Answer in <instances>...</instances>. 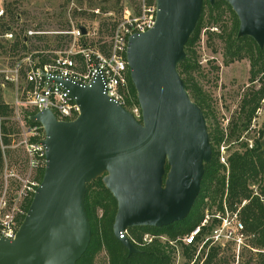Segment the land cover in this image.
Returning a JSON list of instances; mask_svg holds the SVG:
<instances>
[{
	"label": "water",
	"instance_id": "95a60500",
	"mask_svg": "<svg viewBox=\"0 0 264 264\" xmlns=\"http://www.w3.org/2000/svg\"><path fill=\"white\" fill-rule=\"evenodd\" d=\"M225 1L238 18L237 36L262 48L264 0ZM155 3L153 26L131 34L126 48L140 121L106 94L100 74L86 84L48 76L68 90L79 113L58 120L45 108L30 116L45 132V166L14 237L0 235V264H76L91 239L86 187L101 175L116 201L113 235L128 255L139 251L126 235L129 227L166 226L189 214L212 149L207 119L178 65L203 0ZM80 29L87 32L84 25Z\"/></svg>",
	"mask_w": 264,
	"mask_h": 264
},
{
	"label": "trees",
	"instance_id": "16d2710c",
	"mask_svg": "<svg viewBox=\"0 0 264 264\" xmlns=\"http://www.w3.org/2000/svg\"><path fill=\"white\" fill-rule=\"evenodd\" d=\"M63 1L64 3L58 6L60 11L56 14L55 17L57 18L55 21L53 20L54 22L48 20L51 19L53 15L45 16V21H38L39 18L34 16L36 15L35 6H32L33 12L31 10L20 9L24 1L15 0L12 2H4L2 8L3 14L0 16V35L11 32L12 37L11 39H0V55H18L19 57H25L29 54L33 59L36 57L38 58L36 62L39 65L50 61L51 58L47 54H50L52 50L58 48L62 49L63 45L68 41V34L53 33L54 35L49 36L46 35V33H37L27 35L26 32L30 27L34 28L31 30L35 31L52 30V28H50L52 24L57 28L55 29L57 32L70 30L71 23L67 16V5L71 0ZM89 1V5L92 9V16L96 15L95 10L108 14L114 9L112 5L106 2L100 4L96 0ZM119 1L120 0H116V3ZM204 1L205 0H203V3ZM83 2L84 0H74V15H76L78 9L82 8ZM230 7L229 5L228 9L237 23L238 18ZM20 10L24 14L25 19L21 27L16 29L12 23L17 24L20 22L23 16V14L19 12ZM222 12H226V10ZM201 23L202 17L200 16L194 32L185 44L186 58L179 63L178 71L186 84L191 98L202 108L208 120L210 117H214V115L210 109H205L206 106L209 107V104L205 102V97L201 95L199 87L190 75L191 72L198 68L195 50L192 46ZM114 26L115 23H112L110 33H112ZM7 28L9 29L7 30ZM236 34L237 33L228 34L230 41L237 43L236 45L228 46V54L230 58L235 56L237 59L248 58L251 65V76L255 77V75L264 68V46L260 48L251 37H238ZM214 35L220 39L224 37L222 34H215V32L212 31L209 32V38H212ZM128 79L133 100L138 104L136 91L130 80V76ZM252 100L253 99L249 98L248 103H252ZM11 111L12 109L8 105H4L0 100V114L9 115ZM32 113H34L33 109L25 110L26 116ZM251 115L250 111L247 112L245 110L243 114L241 113L234 117L230 121L227 132H224L218 124L209 128L212 158L211 161L205 165L199 194L189 214L183 220L175 221L161 227L136 226L128 228V231L134 233L141 230L151 232L157 236L164 235L167 238L166 241H160L154 238L147 247L139 248L138 252L128 255L127 249L115 238L111 231L116 212V201L114 197L103 185L101 180L97 179L88 183L84 196V206L91 226V239L86 251L78 259L76 264H92L94 254L101 249L102 245L105 246L108 254L109 264H175L176 246L170 245L169 241L181 238L182 235L188 233L193 227L200 223L204 214L205 200L209 202V207L215 203L221 205L224 195H226V200L231 206L235 204L240 205L244 199L248 200V202L241 207L239 212L240 218L244 223V232L247 233V235H254L253 238H251V247L264 248V197L261 198L260 196L264 195V153H259L258 151L260 148L259 139L254 142L252 148H248V143L246 141L239 140L242 132L247 128L250 122ZM26 120L29 123H33L28 117H26ZM138 120L140 121L141 119ZM2 130L7 134L13 131L14 128L9 121H6L3 123ZM224 137L228 140L234 139L239 143L240 147H244V150H234L229 155L228 175L226 174V167L220 163L218 158V146ZM3 141L9 143L10 139L5 136ZM2 155L3 152L0 149V165L2 163ZM43 169L44 168L39 169L40 171L38 170V177L40 180L42 178ZM255 183L259 184V195H252L253 191L250 186ZM31 198L28 199L26 210L28 209ZM97 207L103 210L101 217L98 218L96 215ZM93 227H95L96 230H93ZM180 244L182 245V254L184 257V262L182 264H199L202 259L201 264H228V259L225 256H219L223 248L218 245L210 246L207 251L206 247H203L196 255V245H185L181 242ZM231 248L232 246H229L227 250ZM258 255L259 257L254 264H264V253L258 252Z\"/></svg>",
	"mask_w": 264,
	"mask_h": 264
},
{
	"label": "built area",
	"instance_id": "2783aa9c",
	"mask_svg": "<svg viewBox=\"0 0 264 264\" xmlns=\"http://www.w3.org/2000/svg\"><path fill=\"white\" fill-rule=\"evenodd\" d=\"M2 14L3 9L0 8V16ZM155 14V0H139L137 14L125 17L115 24L106 51L85 42L78 44L79 38L88 33H83L80 25H76L70 30L57 32L72 35L73 42L68 49L54 51L50 61L39 65L31 58V55H27L9 66L0 65V92H2L0 100L12 109L9 115L0 114V146L2 149L9 146L22 147L28 167L27 176L20 179L21 183L15 187L11 199L6 198L7 185L2 192L0 198L1 236L14 237L26 213V201L33 196L41 181L38 177V170L45 166V147L42 142L45 138L44 129L38 121L27 122L26 117L31 120V115L45 108L50 109L58 120H72L79 113V106L68 90L61 84L55 83L53 79L49 80L48 76L61 75L86 84L100 74L106 94L128 109L136 119H140L139 104L134 102L130 91L126 48L128 37L131 34L144 32L153 26ZM37 33L43 32L27 31V35ZM5 36L11 38L12 33L6 32ZM21 74L25 82L22 87L19 84ZM8 87L12 94L11 106L8 102L5 103ZM28 109H33L34 113L26 116L25 110ZM6 121L11 122L14 128L7 134L2 130L3 123ZM5 136L9 137V143L3 141ZM15 137H18V140L13 143ZM219 149V161L227 167L224 146L221 145ZM253 189L256 194L257 189L255 187ZM245 202L243 200L240 205L231 206L225 195L221 205L212 204L204 211L200 223L182 235L180 239L183 244L196 245L197 253H199L203 247L213 245L224 247L230 243L235 247L236 258L239 256L240 247L246 246L256 251V248L247 244L246 239L253 235L245 234L244 223L238 215ZM169 243L174 245L173 241Z\"/></svg>",
	"mask_w": 264,
	"mask_h": 264
},
{
	"label": "rangeland",
	"instance_id": "374dc122",
	"mask_svg": "<svg viewBox=\"0 0 264 264\" xmlns=\"http://www.w3.org/2000/svg\"><path fill=\"white\" fill-rule=\"evenodd\" d=\"M12 1L15 0H0V8H3L4 2H12ZM20 1H24L22 4L23 6L20 7V9L22 10L26 9L32 11L33 10L32 6L36 7L35 8L36 15L34 16H37L39 18L38 21H45V16L53 15L51 19H48L49 21L51 20V22L53 20L55 21L57 18L55 16L60 11L58 6L64 3L63 0H20ZM96 1L100 4H104L106 2L112 5V7L114 8L113 11H111L108 14H105L95 10L96 15L92 16L91 14L92 9L91 6L89 5L90 1L84 0L82 8L78 9L77 10L78 12L76 13V15H74L75 4H74V0H71V2L67 5V16L70 19V23H71L70 29H72V27L76 25H84L85 28L87 29L86 33L88 34H85L84 36L80 37L79 40L77 41L78 44H82V42H85L86 44L94 46L100 50L103 49L104 51H106L110 44V36H111L110 29L112 23L116 24L118 21L124 19L125 17H129L131 15L137 14L139 10V0H120L118 3H116V0H106V1L96 0ZM228 6L229 5L227 4V2L222 0H214L213 4H210L208 0L204 1L200 15L202 17V23L200 25L199 31L192 46V48L195 50L196 64L198 65V68L193 72H191L190 75L191 77H193L194 81L199 87V90L201 91V95L205 97L204 98L205 102L209 104V107L206 106V109H210L214 115V117L212 116L207 120L208 131L209 128H212L215 124H218V126L224 132L228 131L229 121L236 116V113L239 110L238 104L240 98L247 91V88L251 86V85L247 86L250 82L249 59L248 58L237 59L236 56L230 58L227 51L228 46L237 44L236 42L230 41V39L228 38V34L237 33L239 26V21L237 20V23L235 22V18L232 16L230 10L228 9ZM225 10L226 12H222ZM19 12H21V10ZM80 12H84V13H80ZM24 19L25 16L23 14L20 22H18L17 24L12 23L13 26L16 29L20 28L21 24L24 22ZM50 28H52V30H46L42 32L44 34L46 33V35L49 36L54 35L53 33H57V31H55V29L57 28H55L54 24H52ZM31 29L34 28L30 27L28 30ZM210 31L215 32V34H222L224 35V37L220 39L219 37L214 35L212 38H209ZM0 39L4 40L11 38L6 37L4 33L3 35H0ZM72 42H73V36L68 34V41L67 43H65V45H63L62 49L58 48L52 50L50 54L47 55H49V57L52 58L54 55V51L68 49ZM23 57L22 56L19 57L18 55L16 56H10L4 54L0 55V65L2 67L9 66L16 60H19ZM37 59H38L37 57L34 58V61L36 62ZM19 84L21 87L25 85L24 76L22 74L21 77H19ZM6 94H7L6 95L7 99L5 100L6 101L5 103L8 102L10 105L12 101L11 99L12 94L10 87H8ZM10 124L12 123L10 122ZM263 124H264V113L256 120L255 122L256 126L254 128L255 131L249 130L248 132H243L239 140L248 141V143H254V141L258 137L257 130L260 129L262 126L264 127ZM17 140L18 137H15L13 143H16ZM10 143H12V141ZM221 145L224 146V156L226 158V161H228L229 155L234 150H244V147H240L237 141H235L234 139L228 140L226 137H224V139L220 142V146ZM0 149L3 152L2 163L0 165V198L2 192L4 191L7 185L6 198L11 199L15 187L21 183L20 179L25 178L27 176L28 167L26 163V156L23 148L19 146L17 147L9 146L4 149H2V147L0 146ZM219 152L220 149L218 148V153ZM228 172L229 171L226 170L227 175ZM9 173H13V174L5 176L6 174ZM97 179L101 180L103 183V175L98 176L94 180ZM258 185L259 184L255 183L256 188L258 187ZM257 191L259 193V190ZM260 196L261 198L264 197V195H260ZM28 201L29 200L26 201V204L28 203ZM204 204H205V209H204L205 211L207 208H209V202L205 200ZM102 213H103L102 208L97 207L96 210L97 218L101 217ZM238 215L240 217V213ZM93 230H96L95 227H93ZM245 234L247 235V233ZM126 235L131 239L135 247H137L138 249L147 247L148 244L151 243L152 240H154V238L159 239L160 241L167 240L166 236L164 235L157 236L155 234H152L151 232L141 231V230H139V232L134 233L128 231L127 229ZM253 236H249L248 239H246V242L250 246H251V238H253ZM150 238L151 240H149ZM179 239L180 238L173 240V243L176 246L175 264H182L184 262V257L182 254V245L180 244V242L181 243L183 242L181 239L179 242ZM229 246L230 247L232 246V248L230 250H227ZM222 248L223 251L219 254V256L220 257L225 256L228 259V264H254V262L257 261L259 257L258 252L264 253L262 252L264 248H256L257 250L253 251L250 248L244 246V247H240L239 256L238 258H236L235 247L233 245L227 243L226 246ZM208 249L209 247H206V251ZM197 254L198 253L196 252V255ZM108 260L109 258L105 246L102 245L101 249H99L94 254L92 264H109ZM201 262L199 264H201Z\"/></svg>",
	"mask_w": 264,
	"mask_h": 264
},
{
	"label": "flooded vegetation",
	"instance_id": "af4514ba",
	"mask_svg": "<svg viewBox=\"0 0 264 264\" xmlns=\"http://www.w3.org/2000/svg\"><path fill=\"white\" fill-rule=\"evenodd\" d=\"M249 63H250V61H249ZM249 73H250V76H249L250 82L247 86H249V85H251V86L249 88H247V91L240 98V101L238 104L239 110L236 113V116H238L241 113L243 114V112L246 110L247 112L250 111V113L252 114L251 118H250V122H249L247 128L243 132H248L249 130L255 131V129H254L256 126L255 122L264 113V68L261 69V71H259L255 75V77H252L251 76V65H250ZM252 84H255V85H252ZM249 98L253 99L251 101L252 103H248ZM230 121L228 123V126L230 124ZM261 133H262V135L264 133V127L263 126L257 130L258 137L256 138V140L257 139L261 140V137H262ZM246 142L248 143V141H246ZM253 145H254V143H248V148H252ZM219 147H220V144H219L218 148ZM228 168H229V164L227 161L226 170L229 171ZM254 187H255V184H252L250 186V188L253 191L252 195H259L258 191L256 192V194L254 193V189H253ZM256 189L258 190V187ZM244 200L246 201L244 204H246L248 202V200H246V199H244Z\"/></svg>",
	"mask_w": 264,
	"mask_h": 264
},
{
	"label": "crops",
	"instance_id": "0c3cea01",
	"mask_svg": "<svg viewBox=\"0 0 264 264\" xmlns=\"http://www.w3.org/2000/svg\"><path fill=\"white\" fill-rule=\"evenodd\" d=\"M8 30V29H7Z\"/></svg>",
	"mask_w": 264,
	"mask_h": 264
}]
</instances>
